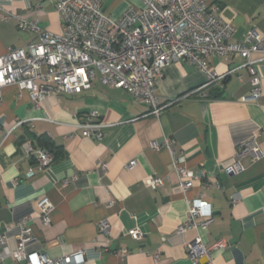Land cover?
<instances>
[{
	"label": "crops",
	"instance_id": "0c3cea01",
	"mask_svg": "<svg viewBox=\"0 0 264 264\" xmlns=\"http://www.w3.org/2000/svg\"><path fill=\"white\" fill-rule=\"evenodd\" d=\"M55 1L1 0L0 56L37 40L34 33L20 30V18L60 34ZM212 1L218 6L216 15L234 27L235 41H244L251 28L264 35V0ZM131 6L141 8L142 3L113 0L106 12L119 19ZM5 14L12 19L3 22ZM245 64L238 55L213 58L211 67L219 79L210 85L196 66L170 64L156 90L162 102L175 103L159 116L99 79L89 92L49 96L39 108L27 91L15 85L2 88L0 239L15 250L17 224L27 220L32 229L29 253L52 259L82 253L76 264H194L185 245L200 235L210 247L227 243L211 251L213 264H264V61L257 65L258 102L243 101L255 89ZM91 113L108 125L101 142L82 137L76 128ZM166 141L173 142L172 150ZM29 142L35 150L48 142L54 157L50 167L36 169V153L25 152ZM154 142L160 150L152 148ZM250 142L258 143L259 158L250 154L238 159L242 144ZM175 154L186 157L187 169L207 175L187 193L178 185ZM236 159L241 171L228 174L225 169ZM134 160L137 166L126 168ZM104 163L106 169L100 167ZM150 176L163 178L164 185L146 186ZM43 198L54 206L49 226L38 212ZM194 199L211 207L214 223L206 231L180 233L188 220V200ZM103 221L109 224L106 234L99 228ZM133 229L141 230L142 240L128 236ZM4 263L25 264L12 257Z\"/></svg>",
	"mask_w": 264,
	"mask_h": 264
},
{
	"label": "built area",
	"instance_id": "2783aa9c",
	"mask_svg": "<svg viewBox=\"0 0 264 264\" xmlns=\"http://www.w3.org/2000/svg\"><path fill=\"white\" fill-rule=\"evenodd\" d=\"M140 1L141 8L131 6L119 19H115L104 11L106 0H56L55 10L62 25V32L57 35L43 30L36 21L20 18V30L34 33L37 40L25 48H11L0 56V94L2 88L15 85L20 91H27L31 102L39 108L49 96H75L89 92L99 79L104 85L127 92L136 102L146 104L151 115L159 116L175 103L162 102L156 90L167 66L174 62L194 65L206 74L207 85H210L219 79L211 67L212 59L238 55L245 58V67L255 86L252 95L243 101H259L261 78L257 65L264 61V35L251 28L244 41H235L234 27L216 15L218 6L212 0ZM11 19L10 14L1 16L3 22ZM107 127L97 113H91L76 125L82 137L97 142L103 141ZM165 143L172 150L173 142ZM152 148L160 150L161 146L154 142ZM25 152L28 156L36 153V169L39 171L50 167L54 161L47 149L35 150L32 142L25 145ZM250 154L254 159L259 158L257 142L242 144L237 158ZM185 162L183 154H175L178 185L187 193L207 175L204 170L193 172L187 169ZM136 166L137 161L134 160L126 168ZM100 167L106 169L107 165L100 164ZM241 169L236 159L225 171L231 174ZM34 173L30 172V176ZM145 183L148 187L159 188L164 185V180L150 176ZM188 203V220L180 225L178 231L208 230L214 223L211 207L201 199L188 200ZM37 207L43 224L49 226L53 204L48 198H43L38 201ZM17 226L20 232L15 250L9 249L5 240L0 239V264H5L8 257L25 264L82 262V253L54 259L41 253H29L27 246L32 241V229L27 220ZM99 228L101 233L106 234L109 224L103 221ZM128 236L139 241L144 234L139 229H133ZM57 244L61 245L62 241ZM226 244L221 242L210 247L197 235L186 243L185 248L194 264L202 259L213 264L211 251L224 248ZM126 253L123 252L122 256Z\"/></svg>",
	"mask_w": 264,
	"mask_h": 264
},
{
	"label": "water",
	"instance_id": "95a60500",
	"mask_svg": "<svg viewBox=\"0 0 264 264\" xmlns=\"http://www.w3.org/2000/svg\"><path fill=\"white\" fill-rule=\"evenodd\" d=\"M113 0H108V2L106 3V5L104 6V11H106L109 6L112 4Z\"/></svg>",
	"mask_w": 264,
	"mask_h": 264
},
{
	"label": "trees",
	"instance_id": "16d2710c",
	"mask_svg": "<svg viewBox=\"0 0 264 264\" xmlns=\"http://www.w3.org/2000/svg\"><path fill=\"white\" fill-rule=\"evenodd\" d=\"M44 144H45L44 148H45V149H48V148H47V146L49 145L48 142H44Z\"/></svg>",
	"mask_w": 264,
	"mask_h": 264
}]
</instances>
